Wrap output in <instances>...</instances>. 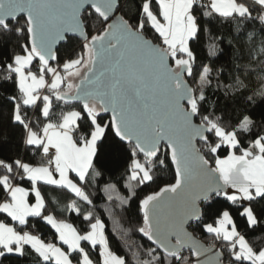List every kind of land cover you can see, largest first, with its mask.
<instances>
[{
  "label": "snow or ice",
  "instance_id": "obj_1",
  "mask_svg": "<svg viewBox=\"0 0 264 264\" xmlns=\"http://www.w3.org/2000/svg\"><path fill=\"white\" fill-rule=\"evenodd\" d=\"M213 25L248 46L229 83L194 51L217 57ZM8 49L0 264H264V0H0ZM237 93L249 107L232 118L218 94Z\"/></svg>",
  "mask_w": 264,
  "mask_h": 264
},
{
  "label": "trees",
  "instance_id": "obj_2",
  "mask_svg": "<svg viewBox=\"0 0 264 264\" xmlns=\"http://www.w3.org/2000/svg\"><path fill=\"white\" fill-rule=\"evenodd\" d=\"M212 31L214 33H221L222 34V41L219 45L221 51L218 53L217 57L211 58L208 57L207 50L205 48V45L203 43L197 44V42H193L194 44V51L197 52V55L200 57L199 62L203 63H209L211 60H214L215 63L212 64L214 71L212 73L213 80L216 79L217 72L220 73V78L223 82L229 83L232 80L235 79V77L240 72V66L245 65L248 63L246 57L248 56V46L245 44V46L241 49L239 42H232L231 36L229 35V26L224 25H213ZM232 35H236L235 31H232ZM258 50V45H257ZM66 49L61 48V55L65 54ZM243 53V55L241 54ZM11 50H0V60H3L5 57L10 56ZM259 67H256V71H259ZM258 82V78L253 75L251 77V83L255 85ZM221 98L219 101V109L225 111L228 116L235 118L239 113L245 111L248 109V104L244 100H239V96L241 93H237V102H233L232 100H225L222 97V94H218ZM215 99V97L213 98ZM3 105V101L0 100V106ZM4 111L6 112V107H4ZM259 109H257V119H259ZM219 114V113H218ZM18 139V136L12 135L11 138L5 142L3 140H0V154L8 155V154H14L17 152V149L15 147L16 141ZM246 143V141H245ZM119 172L113 173L111 176L108 174H105L103 176L104 181H110V180H118L119 179ZM160 180H168L170 179V174L167 172L161 173L159 176ZM98 187L102 188L103 185H98ZM86 192L90 195L91 198H93L98 205H101L102 203L106 202L104 201V193L102 191H94L93 188L85 187ZM152 188H146L145 192L151 191ZM144 193H141V196ZM70 195V194H69ZM63 199V197H61ZM105 220L107 222L108 218L105 216ZM239 222V221H238ZM120 223L123 225L124 228H127L129 226V221L125 218H120ZM132 223H135V215H133ZM115 230V227L113 223H108V235L110 237V241L113 244V247L115 250L119 251L120 253L127 254L129 256V259L131 260L130 254L127 253V250L124 246V243L122 240L118 239L117 236L113 235V231ZM264 234H254V237L250 236V240L253 242L254 246L256 247H262L264 246ZM131 238L136 241L137 244L140 243H146V241L143 240V238H139L137 233H133ZM198 239H200L202 242H204L207 245H210L213 243L212 239L207 237V234L203 235H197ZM188 254V252H185L184 254Z\"/></svg>",
  "mask_w": 264,
  "mask_h": 264
},
{
  "label": "water",
  "instance_id": "obj_3",
  "mask_svg": "<svg viewBox=\"0 0 264 264\" xmlns=\"http://www.w3.org/2000/svg\"><path fill=\"white\" fill-rule=\"evenodd\" d=\"M198 239V238H197ZM201 243H203L205 246H208L207 244H205L204 242H202L200 239H198ZM187 252V251H186Z\"/></svg>",
  "mask_w": 264,
  "mask_h": 264
},
{
  "label": "rangeland",
  "instance_id": "obj_4",
  "mask_svg": "<svg viewBox=\"0 0 264 264\" xmlns=\"http://www.w3.org/2000/svg\"><path fill=\"white\" fill-rule=\"evenodd\" d=\"M185 255H187V253Z\"/></svg>",
  "mask_w": 264,
  "mask_h": 264
}]
</instances>
